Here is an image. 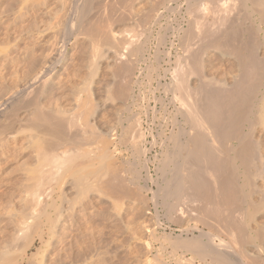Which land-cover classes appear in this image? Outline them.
<instances>
[{
	"label": "rangeland",
	"instance_id": "374dc122",
	"mask_svg": "<svg viewBox=\"0 0 264 264\" xmlns=\"http://www.w3.org/2000/svg\"><path fill=\"white\" fill-rule=\"evenodd\" d=\"M83 1L84 0H76L75 3V0H0V252L2 251L1 253H4L3 257H6V252H10L8 253L10 255L8 258L11 259V257L15 256L13 260H17L20 258L19 255H21L23 249H26L27 254L24 256L22 264H29V262L30 264H217L215 259L213 258L214 260H212L209 255H205V257L199 256L197 253L195 254V252L189 251L184 247L175 246L174 242H172V239L175 241V239L180 237V239L197 240L200 241V243H207L209 240L206 234L210 232L213 234L211 242L216 244L220 243V239L227 242L229 238L232 239L236 235L238 239H240L238 236L243 238L245 235V240H241L244 241V243L240 242L242 243L240 244L241 248L239 244L236 245L240 248L239 250L243 248L244 251H241H243V253L246 251L245 254L247 256L249 255V257L251 256L250 258L256 256L264 258L263 111L257 112V121L252 127L253 130L251 129L252 133H250V138L255 145H257L256 147L261 157V162L255 161L252 165L253 167L250 169L251 174L246 178L247 180L241 174L242 171L237 169V174L240 173L237 178L238 180L236 179L237 182L243 185V182L245 183V181L249 180L252 186L247 188V186L249 187L248 184L243 188L244 192H246L247 189L249 190L247 192L249 196L243 194L239 195L241 197L244 196L245 199L243 197L240 199L239 196L235 197L239 200V203L242 199L244 202L250 199L249 205V201H247L248 203L243 202L242 205L240 203V205L238 204L235 207L233 204L236 202L238 203V201L235 200L234 197V203H230V205L232 204L237 211L232 208L234 210H232V213L227 203L219 202L223 203L219 205H223L222 207H225V209L223 210L222 207L220 208L219 205L217 206V208L222 209L220 210L221 212L223 211L219 213V216L216 214V210L213 209L214 212L212 213L217 215V224L216 218L212 217L214 221L212 218L211 220L207 218L214 216V214L202 211L205 214L202 216V214H199L200 210H197L198 212L194 210L196 213L194 212L193 214V210L191 211L193 207H191L192 204L190 203L192 201H188L189 198L185 199V197L183 198L185 199L184 201L187 200L190 203L186 202L189 206L184 204V208L187 209L186 206H188V210L185 212L187 215L184 213V215L180 216L176 214L177 211H173L174 214L172 211L168 214V210H165L167 207L161 204L164 202V200L160 198L164 197L163 194L158 193V196L153 197L151 193V190H157L159 185H165V177L167 179L171 178L170 173L173 163L168 160L170 159L169 151L171 152L173 149V137L176 135L175 133L180 131V129L178 131L180 126L185 128L189 127L188 124L184 123V117L181 118L183 110L185 109L180 106L182 103H179L182 102L181 99L183 100V97H185L183 95L186 94V90L182 88L184 84L185 89L187 86L189 88V84L191 87H195L200 82L207 83L210 78V80H212L209 81L218 86L219 83H222V79H224V82L226 81L227 84H230L232 80L234 82L237 76L239 77V69L236 66L238 62L236 63V56L230 51L231 49H228L229 47L226 45V48H224L223 44H220L223 46L218 44L213 46L214 43H210V41L209 43L212 45H209L204 40L205 37L203 38L205 42L202 45L200 44L201 47L203 46L202 49L199 45L197 47L192 46L194 49H188L191 54H194V51L197 53L193 55V57L196 56L197 59L194 57L195 59L193 58L192 60V55L190 54L189 56V53L185 50L186 47H184L186 46V33H189V29H191L193 34H197L201 31L199 34L201 36L200 38H202L206 33L207 35L212 33V28L214 29L213 31L216 32L221 22L222 24L217 32H222L223 34L221 30L225 29V24L228 23L230 19L234 18L237 20V24L233 21L234 19H232L233 26L229 25L231 24V22H229L226 31L230 30L231 27L234 28V31H238V29L246 30V28L251 25L253 28L251 29V27H249L247 28L248 30H246L249 34L250 29L251 31L257 30L254 28L259 20L257 13H253L254 10H252L254 4L251 6L250 0H231V2H234V4L232 2V6L229 3L230 0H228V3L226 0H223L224 2L221 0L224 4L219 2L220 0H200V2L195 0L199 3L198 5H200V7L198 6L199 11L196 9L200 13L199 15L198 12L195 13L196 10L194 12V9L190 10L189 4L186 5L184 0H172L171 3L170 0H167L168 2H164L165 0L163 2L161 0H120L121 2H119V0H89V3L85 1L84 4ZM108 1L111 3L110 5ZM86 2L88 3L87 5L91 7H86ZM100 3H102V6ZM155 3L157 7L156 5L154 6ZM129 4L132 5H130L131 8ZM158 4H161V6ZM227 4L235 10L232 8L228 9L229 5ZM81 5L88 8L86 9L87 11H85V15L83 14L84 12L82 13L80 10L81 7H78ZM146 5L148 7H146ZM99 6L101 7L98 8ZM104 6L113 7L108 8ZM119 6L120 9H122L120 11ZM163 6L166 7L164 8ZM152 7H156L153 14L150 11ZM210 7H212V11ZM214 7H221L222 12L220 11L221 9H219L221 14L223 13V8L227 7L226 9H228L230 16L228 12H224L223 14L227 13L228 16L222 14L224 17L219 18L221 15L217 10L218 8L215 9L217 11L214 12ZM77 10H80L82 14L78 13L79 11ZM129 10L130 13L128 12ZM233 10L234 14L231 12ZM237 10L238 13H236ZM100 12L103 13V16ZM124 12H126L125 15L123 14ZM146 13L150 14V17L152 16L153 19L151 17L148 18L147 21L146 18L149 17V15L145 17ZM194 14L198 18H196ZM136 15L139 18H137ZM143 17L145 18V22H143L144 20L142 21V19H144ZM252 18L255 19L253 20ZM220 19L224 20L225 23L219 21ZM225 19H228V21ZM140 20L141 24H138ZM146 22H148V25ZM195 22H198L197 27ZM203 23L205 24L200 27ZM97 24L99 28H95ZM259 24L261 30L259 31L258 29L256 31V33L259 34H257L258 37L254 34L255 32L252 36L251 32L249 35L252 36V39L251 36L248 37V35L246 38H250V42H252L253 39L255 40L254 46L256 49H259L253 52L254 54L256 52L255 55H257L259 51L257 57L260 55L259 58L263 60L264 56L262 55L264 54V47L262 45H264V22ZM239 25H241V28L238 27ZM200 28L206 31L204 35H202L203 31L200 30ZM205 28H211V31L209 30L210 33L207 32L208 30ZM256 28H258V26ZM242 30L240 31L241 33L238 31L241 38L242 35L246 36V31L244 30V32H242ZM94 34L96 35L94 36ZM180 36L183 39H180ZM237 36L239 37V35ZM134 38L135 42L131 41L134 40ZM129 39L132 45H124L129 43ZM137 43L139 44L138 46ZM260 43H262V45ZM181 44L183 46H181ZM205 44H207L208 47L205 46ZM123 46H127L128 50H123ZM129 51H133L131 54L135 52V56L130 54L133 56L131 57ZM185 54L187 57H185ZM128 56L135 61H131ZM188 58L197 63L195 65L200 69V72L195 68L196 66L193 62L191 66H195L194 68L196 71L200 74L202 73V75H200L201 77H197L199 74L196 73L192 67V69L189 67ZM127 61H131L129 67L126 66V63L129 64ZM189 63H191V61ZM198 64H200V67ZM122 65H125L128 69L125 68L128 71L126 74L123 72ZM183 66L185 67L184 70L187 69L186 71L182 70ZM117 71L122 72L118 74ZM188 71L190 75L187 74ZM173 74L177 77L173 76ZM234 75H236L235 78H233ZM256 75L259 76V74L254 73V76ZM172 77L173 79H171ZM178 77L180 79L182 77V79L178 80ZM251 77H253V75L250 76V78ZM202 78L208 80L205 81ZM253 78L256 79V77ZM253 78L249 80V82H251L250 84L254 81ZM174 79L177 80H175L176 82L182 84V86L177 84L180 86V89L172 93V89L169 85L173 84L171 82H175ZM228 81L230 82L228 83ZM120 82L122 85L124 83V86H128L131 89L122 87ZM255 82L259 83L257 79ZM117 84H119L122 89L124 88L123 94L129 89L126 91L128 93H126V100L124 98L125 95H123L124 99L121 97L124 102H122L120 98H114L115 95L113 94H115L116 91V97L120 96L122 92L119 91L121 87L117 86ZM117 87H119L118 90L116 89V91H114ZM167 87L169 88L167 89ZM177 91H179V93ZM182 91L184 94H182ZM177 94H180V96L182 95L181 98L178 99ZM172 97L174 98V103ZM193 97L195 96L193 95ZM125 106L128 109H126ZM175 107L177 108L175 109ZM119 108L120 110H117ZM122 108L125 109L122 110ZM52 120L53 123H51ZM63 120L67 122H63ZM71 121L73 124H71ZM135 121H137L138 124ZM62 124L65 127H63ZM132 124L136 130L131 126ZM53 125L56 128H54ZM139 125L142 126L140 127ZM57 127H59V129ZM61 128L62 130L64 128L63 132L66 131L64 134H60L62 133L59 131ZM125 129L131 134L127 132L126 135ZM168 129L172 130L169 132ZM244 130L248 131L246 125ZM67 131L70 132V134L67 133ZM134 131L138 134L136 135ZM139 131L141 132L139 133ZM140 135L141 137H139ZM131 136L133 138L135 137V139H132ZM136 136H138V139ZM60 137L63 139H60ZM74 137L77 140H75ZM126 138L129 140L124 141L123 139ZM183 138V135L180 136L182 142L184 141ZM64 139L66 140L65 142H63ZM60 140L63 141L61 142ZM71 140H74V145ZM102 141L104 143H102ZM123 141L125 144H123ZM106 142L108 145L105 144ZM58 144H61V147ZM55 147H57V149ZM67 149L70 151H67ZM101 150L105 153L111 151L110 154L107 156L105 155L107 159L102 155L103 152H101ZM107 150L108 152H106ZM64 151L66 154H64ZM55 152H58V155L62 157V163L58 167L59 170L57 169L58 172L52 171L53 173H49L52 169L48 167L51 165V160L56 157L54 154L57 153ZM136 152L139 153L137 154ZM51 153L53 157L50 156ZM97 153H101L100 156H97ZM63 154L65 155V159L63 158ZM45 156H47V158ZM108 156L115 158H112L113 160L111 159V161V157L108 158ZM88 157H90V160ZM93 158L94 160H92ZM101 158H105L108 164L111 161L113 164L110 163V166L114 165L116 170V166L118 167L120 165L121 168L123 167L122 169L118 167V171L123 172L122 174L125 179H122L124 181L129 179L127 183L124 182L126 184H123L121 182L123 180L117 177L122 176V174L117 176L113 174L115 178L117 177L116 179L110 176L115 170L112 166V168L108 167V170H110V172L112 170L113 172L108 175L109 171L106 172V167L109 165H107V163L104 164L106 169L103 166L104 170L102 169V172H104V174L106 172L107 176L113 177L114 181L121 179L117 182H120L119 185L122 184L129 187L132 190L130 192L129 188L126 189V191L129 189V194L126 192L120 193L118 191L120 194L123 193L122 195L124 196L118 198L120 194L114 193V195L113 191L116 192L117 189L121 191L124 189L123 191H125L126 187L122 185V188L124 187L123 189H121L120 186L116 187L118 183L113 182V180L108 177L105 178L111 180L108 181V179H106L107 184H109L110 181L113 182V184L115 183L116 190L115 188L113 189L114 186L109 188L108 185L106 188L108 187L109 189H107V193L103 190L105 192L104 194L100 189L103 186L97 187L105 181L104 177H102L103 181L102 179L99 181L100 176L104 174H100L99 176V172L101 171L96 169L100 167L98 166L100 163H105V160L103 159V161ZM164 159H166V161ZM47 160L50 161L48 167ZM90 162H92L91 166H88ZM41 163L46 164L45 166L51 170L42 167ZM142 164H144V167ZM45 168L48 172L44 170ZM91 168L93 171V168H95L96 172L98 171V176L96 177V180L100 183L98 185L97 181L91 180L95 179L94 177L97 175V173H95L96 175L94 174L95 176H93V174L91 175L93 172L90 170ZM126 168L128 170H126ZM42 169L43 172L45 171L44 174H41ZM116 170L115 172H117ZM136 173L138 174L136 175ZM89 174L92 176L91 178ZM40 175H42L43 178H47V176L48 178L52 177V179H49L50 181H48V178L46 180L42 179V181L45 180L48 185L45 181H41L43 183L42 185L46 184V187L44 186L45 190H47V188L49 190H47L46 193L44 188L42 189L43 186L41 187L39 185L41 191L38 190L40 187L36 180H41L42 177H40ZM241 177L243 180H241ZM132 180L136 181L131 182ZM35 182L37 183L36 187H39H37L38 189L34 187ZM94 182H96V185ZM111 184L112 183H110V186L113 185ZM90 185L92 186L91 188ZM92 188L95 190H92ZM106 188L104 187V189ZM33 189H37V191L41 192V194L38 193L37 199L31 195ZM111 189L113 191H110ZM108 192L112 193V198ZM114 196H117V198L114 199ZM154 198H156L155 201ZM52 199H54L53 204L47 205L52 203ZM144 200L146 201L144 202ZM189 200H192L191 197ZM35 201L37 202L35 203ZM183 202L181 199V202L178 204L181 205L182 203L183 205ZM216 205L214 204L213 206L211 203L208 206L214 208ZM56 206L58 208H56L57 210L54 208ZM238 206H240L239 211ZM190 207L191 209L189 210ZM210 207H208V210H210ZM169 215L172 216L169 217ZM196 215L198 217H196ZM233 215L236 219L233 218ZM236 215L237 217H235ZM200 216L201 218H199ZM232 218L234 219L233 222H239V220L242 222H239L241 225L238 224V226H242L239 227L244 231L241 233L243 236L240 235L239 231L241 230L237 229V224L232 223ZM200 220L202 221L200 222ZM211 222H214V224ZM222 224L225 227H223ZM229 224H233L231 229L232 231L234 230L233 232H235L236 235H234L235 233L231 235L229 230H224V228L229 229ZM201 230L203 231L202 233H206H204L206 236L199 233ZM234 239L230 241L233 242ZM169 240L171 242H169ZM28 244L30 245L29 247H27ZM8 246H13L11 247L13 249L10 250L9 247L8 250ZM237 249L235 250L237 251ZM232 256L233 255H231V257ZM262 260L263 259L260 261L264 264ZM260 261L259 264H261ZM14 264H19V261H15Z\"/></svg>",
	"mask_w": 264,
	"mask_h": 264
},
{
	"label": "bare ground",
	"instance_id": "6f19581e",
	"mask_svg": "<svg viewBox=\"0 0 264 264\" xmlns=\"http://www.w3.org/2000/svg\"><path fill=\"white\" fill-rule=\"evenodd\" d=\"M85 1H87L88 3H89V0H84L83 1V4L85 3ZM105 1V0H104ZM107 1V0H106ZM112 1V0H111ZM129 1V0H128ZM153 1V0H152ZM162 2L164 1V0H161ZM167 0H165L164 2H166ZM171 1L172 0H170V3H171ZM178 1V0H177ZM186 3V5L187 4H189V8H190V10H193V12L197 9L198 11H199V7H200V5H198L199 3L198 2H200V0H197V1H195V0H184ZM202 1V0H201ZM209 1H211V0H209ZM216 1H218V0H216ZM223 1V0H222ZM221 0L219 1V2H222ZM225 1V0H224ZM223 1V2H224ZM227 1V3H228V0H226ZM234 1V0H233ZM232 1V2H233ZM236 1V0H235ZM249 1V0H248ZM251 2V6H252V4H254L253 6H252V10H254L253 11V13L254 12H256L257 13V15H258V25L257 24H255L256 26H255V30L257 29H259V31L261 30L260 28H259V23H262V22H264V0H250ZM78 2V1H77ZM86 2V7H88L89 5H87L88 3ZM91 2V1H90ZM119 2H121L120 0H119ZM130 2H133V1H130ZM149 2V1H148ZM151 2V1H150ZM159 2V1H158ZM157 2V3H158ZM168 2V1H167ZM222 2V3H223ZM232 2H231V0H230V4H231V6H232ZM75 3H76V0H75ZM80 3V2H79ZM108 3H109V1H108ZM169 3V4H170ZM221 3V4H222ZM82 4V3H81ZM101 4V6H102V3H100ZM99 4V5H100ZM111 3H109V5H110ZM113 4V3H112ZM126 4V3H125ZM150 4V3H149ZM163 4V3H162ZM166 4V3H165ZM168 4V5H169ZM224 4V3H223ZM222 4V5H223ZM226 4V3H225ZM233 4H234V2H233ZM97 5V4H96ZM104 5V4H103ZM108 5V4H107ZM118 5V4H117ZM128 5V4H127ZM130 5L131 4H129V7H130ZM151 5V4H150ZM156 5V7H157V4L155 3L154 4V6ZM158 5H160L161 6V4H158ZM164 5V4H163ZM168 5H167V7H168ZM203 5V4H202ZM227 5H229V4H227ZM75 6V5H74ZM101 6H99L98 8H100ZM132 6V5H131ZM170 6V5H169ZM199 6V7H198ZM230 5L228 6V9L230 8H232V9H234L233 7H231ZM234 6V5H233ZM76 7V6H75ZM78 7H81V11H82V13L85 15V11H87L86 9H88V8H85V6L84 5H81V6H78ZM77 7V8H78ZM89 7H91V6H89ZM93 7V6H92ZM96 7V6H95ZM104 7H108V6H104ZM103 7V8H104ZM113 7V6H112ZM112 7H108V8H112ZM115 7H116V5H115ZM143 7V6H142ZM146 7H148L147 5H146ZM156 7H152V9L150 10L151 12H152V14L155 12V8ZM164 8L166 7V6H163ZM162 7V8H163ZM203 7H205V6H203ZM235 7V6H234ZM239 7V6H238ZM97 8V7H96ZM122 8H123V6H122ZM131 8V7H130ZM133 8V7H132ZM188 8V7H187ZM208 8V7H207ZM218 8V9H217ZM227 7H225V8H223L224 10L226 9ZM236 8V7H235ZM107 9V8H106ZM114 9V8H113ZM118 9V8H117ZM203 9V8H202ZM210 9H211V11H212V7H210ZM215 9H217L218 10V12L220 13V11L222 12V8L221 7H214V12H216L217 10H215ZM219 9H221L220 11H219ZM228 9H226L225 11L223 10V13L224 12H228ZM240 9V8H239ZM74 10V9H73ZM80 10H77V11H79L78 13H81L80 12ZM103 10V9H102ZM105 10V9H104ZM120 10H122V9H120V6H119V11ZM124 10H126V9H124ZM147 10V9H146ZM145 10V11H146ZM157 10H158V8H157ZM195 11V13L196 12H198V11ZM204 10V9H203ZM209 10V9H208ZM235 10V9H234ZM234 10L233 11H231L232 13L234 12ZM251 10V9H250ZM76 11V12H77ZM101 11V10H100ZM107 11V10H106ZM105 11V12H106ZM112 11V10H111ZM132 11V10H131ZM161 11V10H160ZM189 11V10H188ZM201 11V10H200ZM230 11V10H229ZM74 12V11H73ZM88 12H89V10H88ZM104 12V13H105ZM115 12H116V8H115ZM129 13H130V10L128 11ZM144 12V11H143ZM147 12V11H146ZM203 12V11H202ZM205 12H208V11H205ZM213 12V13H214ZM241 12V11H240ZM250 12V11H249ZM77 13V14H78ZM81 13V14H82ZM95 13V12H94ZM101 13V12H100ZM110 13V12H109ZM108 13V14H109ZM113 13H114V10H113ZM125 13L126 12H124L123 14L125 15ZM141 13H142V11H141ZM159 13V12H158ZM189 13V12H188ZM190 13H191V11H190ZM199 13V12H198ZM218 13V14H219ZM222 13V14H223ZM236 13H238V10H237V12ZM235 13V14H236ZM251 13H252V11H251ZM256 13H255V15H256ZM96 14V13H95ZM94 14V15H95ZM98 14V13H97ZM103 13H101V15H102ZM112 14V13H111ZM115 14V13H114ZM132 14V13H131ZM137 14V13H136ZM140 14V13H139ZM144 14H145V12H144ZM156 14V13H155ZM159 14H161V13H159ZM193 14V13H192ZM205 14V13H204ZM203 14V15H204ZM221 13H220V15L222 16H220L219 18H223L224 16H228L230 13L228 12V15H227V13H225V14H223L222 15ZM234 14V13H233ZM240 14V13H239ZM243 14V13H242ZM88 15V14H87ZM93 15V14H92ZM100 15V16H101ZM133 15V14H132ZM132 15H131V17H132ZM149 15V17H147ZM195 15V14H194ZM199 15H200V13H199ZM202 15V16H203ZM217 15V14H216ZM215 15V16H216ZM246 15V14H245ZM249 15V14H248ZM77 16H79V15H77ZM80 16H82V15H80ZM98 16V15H97ZM103 16V15H102ZM108 16V15H107ZM140 16V15H139ZM143 16H145V15H143ZM154 16H156V15H154ZM160 16V15H159ZM213 16V15H212ZM230 16V15H229ZM236 16V15H235ZM239 16V15H238ZM247 16V15H246ZM90 17V16H89ZM99 17V16H98ZM97 17V18H98ZM109 17V16H108ZM111 17V16H110ZM113 17V16H112ZM135 17V16H134ZM136 17L137 18H139L137 15H136ZM142 17V16H141ZM145 17H147L146 18V20L148 19V18H151L150 17V14H147L146 13V16ZM158 17V16H157ZM195 17H196V15H195ZM214 17V16H213ZM250 17V16H249ZM77 18V17H76ZM144 18V17H143ZM194 18V17H193ZM196 18H198V17H196ZM204 18V17H203ZM232 18V17H231ZM247 18H248V16H247ZM257 18V17H256ZM93 19V18H92ZM96 19V18H95ZM110 19V18H109ZM133 19V18H132ZM152 19H153V17H152ZM159 19V18H158ZM157 19V20H158ZM217 19H218V17H217ZM232 19H234V18H232ZM232 19H230V21L229 22H231V24H229V22L228 23H226L225 25H226V27H225V29H223V27H222V29L223 30H221V31H223V34H222V32H220V33H218L217 31H219V27H220V25L222 24L221 22H220V24L218 25L219 27H218V30L215 32V31H213L214 29L212 28H210L211 30H212V33H210L209 32V28L207 29V28H205L206 30H208L207 32H209L210 34H208L207 35V33L205 34L204 32H206V31H203V29H201L200 28V30H202L203 31V34L202 35H204L205 34V36H202V38H200L201 36H200V34L199 33H201V31L199 32V31H197V32H199V33H197V34H193V32H191V29H189L190 31H189V33L187 32L186 33V36H185V39H186V43H185V45L186 46H184V47H188L187 49L185 48V50H187V52L189 53V56H190V52H189V50L190 49H194V47L196 46H200V48L202 49L203 48V46L201 47V45L206 41L207 42V44H209V45H212V44H210V43H214L213 44V46H215L216 44H218V45H220V44H223L224 45V48H226V46H228L229 48L228 49H231L230 51H232L233 52V54L236 56V63H237V67H238V69H239V77L237 76V78L236 79H234V82H233V80H232V82L230 83V84H232V85H230V84H227L226 83V81L224 82V79H222L221 81H222V83L220 84L219 83V85L218 86H216V85H214V84H212L213 82H210L211 80H210V78H209V82L207 81V80H205V79H203V80H205V81H207V83H202V82H200L197 86H195V87H191L190 86V84H189V88H188V86H187V88L185 89L184 87H185V84H184V87H182L184 90H186L185 91V93L186 94H184V92L182 93V94H184L183 96H185V97H183V100L181 99V101L182 102H179V101H177V102H179V103H182V105L180 104V106H182L183 107V109H185V110H183V113H182V117L181 118H183L184 117V123L185 124H188L189 125V127L188 128H185V127H181L180 125V128H178V131H179V129H180V131L178 132V133H175L176 135H174V137H173V149H172V151L170 152L169 151V156H170V159L168 160V161H171L172 163H173V167L171 168V178H164V183H165V185H163V186H161V185H159L158 186V189L156 190L155 189V191L154 190H151L150 192L152 193V195H153V197H156V196H158V193H161V194H163V196L164 197H160L161 199H163L164 200V202H162L161 204H164V206L165 207H167V209H165L167 212H168V214L172 211H177V213L176 214H179L180 216L181 215H184V213L188 210V204H186V202H188V201H192V202H190L192 205H191V207H193L192 209H191V207L189 208V210L191 209V211L193 210V214H194V212L196 211V212H198L199 210H200V213L199 214H202V216L203 215H205L203 212L204 211H206V212H209V213H211V214H214V213H212V212H214V210L213 209H215L216 211V214H218V216H219V213H222L220 210H222V209H220L223 205H219V204H223V203H219V202H225V203H227L229 206H230V209H231V211L230 212H232L233 213V211L235 210V211H237L236 210V208L234 209V206L233 205H235V207L239 204L240 205V203H241V205H242V203L244 202V201H240V203H239V200H237L236 199V197L235 196H239L240 194H243V195H247V196H249L248 194L249 193H247L249 190L247 189L246 190V192H244L243 191V188H245L248 184H249V187L247 186V188H250V186H252V184H250V182H249V180L248 181H245V183L243 182V185H240L238 182H237V178H238V175H240V173H238L237 174V169L239 170H241L242 171V175L244 176V178L246 179V178H248V176L251 174L250 173V169L253 167L252 165L255 163V161H260L261 162V157L259 156V153H258V149H257V145H255V143L252 141V139L250 138V136H251V134L250 133H252V127H253V125L255 124V122L257 121V117H258V115H257V112L258 111H263V113H264V59L263 60H261L260 58H259V56L257 57V55L259 54V51H258V53H257V55H255L256 54V52H255V54H254V52L253 51H257V49H259V48H257L256 49V47L254 46L255 44H254V39H253V43L252 42H250V38H246L247 37V35H248V37H250L251 35H249L251 32V34H252V36H253V33L254 34H258V33H256V31H251V29L253 28V27H251V25L250 26H248V24H247V28H249V27H251V29L249 30L250 31V33L248 34V31H246V30H248L247 28H246V36L245 35H242V38H241V35L239 34V33H241L240 31L242 30H239L238 29V31H239V33H238V31L237 30H235L234 31V28L233 27H231V29L230 30H227L226 31V29H228V24L229 25H231V26H233L232 24H233V22H232ZM253 19V18H252ZM255 19V18H254ZM253 19V20H254ZM112 20V19H111ZM144 20V21H143ZM225 20H227L228 21V19H225ZM249 20V19H248ZM138 21V20H137ZM142 21L143 22H145V18L144 19H142ZM148 21V20H147ZM154 21V20H153ZM152 21V22H153ZM193 21V20H192ZM215 21V20H214ZM219 21H222V22H224L225 23V21L224 20H219ZM218 21V22H219ZM226 21V22H227ZM233 21H235V23H236V21L237 20H233ZM259 21H261V22H259ZM133 22H135V21H133ZM141 22V20L139 21V23L138 24H141L140 23ZM156 22V21H155ZM194 22V21H193ZM198 22H199V20H198ZM198 22H195V24H196V27H197V23ZM201 22V21H200ZM103 23V22H102ZM148 22H146V24H147ZM255 23V22H254ZM96 24V23H95ZM188 24V23H187ZM190 24H191V22H190ZM194 24V25H195ZM205 23H203V24H201V26L200 27H202V25H204ZM237 24V23H236ZM244 24V23H243ZM246 24V23H245ZM148 25V24H147ZM193 25V26H194ZM224 25V26H225ZM235 25V24H234ZM83 26V25H82ZM101 26V25H100ZM198 26H199V24H198ZM241 25H239L238 27L239 28H241L240 27ZM244 26V25H243ZM258 26V28H256ZM84 27V26H83ZM96 27H98L99 28V25L97 24V26H95V28ZM141 27H143V26H141ZM146 27V26H145ZM189 27V26H188ZM203 27H205V26H203ZM97 28V29H98ZM191 28V27H190ZM194 28V27H193ZM230 28V27H229ZM245 28V27H244ZM85 29V28H84ZM87 29V28H86ZM197 29V28H196ZM235 29H237V28H235ZM253 29V30H254ZM148 30V29H147ZM188 30V29H187ZM210 30V31H211ZM244 30H242V32H244ZM263 30V29H262ZM104 31V30H103ZM102 31V32H103ZM151 31V30H150ZM225 31V32H224ZM148 32V31H147ZM195 32H196V30H195ZM236 32H237V34H236ZM184 33H185V31H184ZM215 33H216V35H215ZM198 34H199V36H198ZM217 34H220V35H217ZM96 34H94V36H95ZM197 35V36H196ZM237 35H239V37L237 36ZM259 35V34H258ZM258 35H257V37H258ZM99 36V35H98ZM209 36V37H208ZM252 36H251V39H252ZM263 36V35H262ZM97 37V36H96ZM181 37V36H180ZM205 37V38H204ZM203 38H204V40H203ZM206 38H207V40H206ZM254 38V37H253ZM180 39H183L182 37L180 38ZM184 39V40H185ZM262 39V38H261ZM131 41H134L135 42V38H134V40H131ZM130 39H129V43H126V44H124V45H132L130 42ZM182 41V40H181ZM209 41H210V43H209ZM125 42V41H124ZM140 43V42H139ZM180 43H182V42H180ZM159 44V43H158ZM201 44V45H200ZM207 44H205V46H207L208 47V45ZM261 45H262V43H260ZM264 44V43H263ZM139 44L137 43V46H138ZM183 45H184V43H183ZM182 44H181V46H183ZM223 45H220V46H223ZM226 45V46H225ZM127 46H123L124 48H123V50L125 49H127L128 47ZM137 46H134V47H137ZM141 46V45H140ZM192 46H194L193 48H192ZM257 46V45H256ZM263 47H264V45H262ZM142 47V46H141ZM177 47V46H176ZM191 47V48H190ZM218 47V46H217ZM260 47V46H259ZM130 48V47H129ZM199 48V47H198ZM198 48H196V49H198ZM199 48V49H200ZM223 48V47H222ZM137 49V48H136ZM139 49V48H138ZM189 49V50H188ZM254 49V50H253ZM128 50V49H127ZM131 50H134V49H131ZM141 50V49H140ZM134 51H136V50H134ZM191 51H193V50H191ZM230 51H229V53H230ZM130 52V53H129ZM128 53H129V55L133 52H131V51H129ZM138 52V51H137ZM187 52L185 51V53L187 54ZM139 53V52H138ZM193 53V52H192ZM200 53V52H199ZM120 54H122V53H120ZM137 54V53H136ZM186 54H185V57H187L186 56ZM194 54L196 55L197 53H195V51H194ZM194 54H191L192 56H191V59L193 60V58L194 57H196V56H194L193 57V55ZM232 54V53H231ZM128 55V54H127ZM131 55H134L135 56V52H134V54H131ZM130 55V56H131ZM142 55V54H141ZM140 55V56H141ZM128 56V58L130 59L131 57H133V56ZM139 56V57H140ZM184 56V55H183ZM262 56H264V54L262 55ZM177 57V56H176ZM199 57H200V55H199ZM117 58V57H116ZM141 58V57H140ZM178 58V57H177ZM257 58V59H256ZM138 59V58H137ZM186 59V58H185ZM189 59V58H188ZM187 59V60H188ZM195 59V58H194ZM196 59H197V57H196ZM202 59V58H201ZM200 59V60H201ZM259 59H260V61H259ZM131 61H135L134 59L132 60V59H130ZM186 60V61H187ZM192 60H188L189 62L191 61V63H189L188 62V65L190 64V68L192 67L193 69H194V71L196 72V73H198V72H200V69H198L197 68V65H195V64H197V63H195V61L193 62ZM47 61V60H46ZM130 61V62H131ZM138 61V60H137ZM196 61H198V60H196ZM116 62V61H115ZM127 62H129V61H127ZM130 62H129V64H127L126 63V66L127 67H129V65H130ZM192 62L194 63V65L196 66H191L192 65ZM200 62V61H199ZM43 63V62H42ZM169 63V62H168ZM178 63V62H177ZM187 63V62H186ZM235 63V62H234ZM235 63V64H236ZM41 64V63H40ZM48 64V63H47ZM132 64V63H131ZM133 65V64H132ZM188 65H186V66H188ZM199 65V67H200V64H198ZM39 66V65H38ZM121 66V65H120ZM119 66V67H120ZM125 65H122V67H123V72H125V74H126V72H128L127 70V67H126ZM118 67V68H119ZM197 68V70H199L198 72L196 71V69L195 68ZM36 68H38V67H36ZM44 68V67H43ZM127 70H126V69ZM184 66H183V69L182 70H184ZM191 68V69H192ZM130 69V68H129ZM165 69V68H164ZM262 69H263V72H262ZM36 70V69H35ZM40 70H42V69H40ZM116 70H121V69H116ZM124 70H126V71H124ZM187 70V69H186ZM186 70H184V71H186ZM45 71H46V69H45ZM174 71V70H173ZM118 72V71H117ZM120 72H122V71H119L118 72V74H120ZM131 72V71H130ZM165 72V71H164ZM171 72V71H170ZM180 72V71H179ZM190 72H193V71H190ZM261 72H262V74H261ZM187 73V72H186ZM238 73H237V75H238ZM254 73H256V74H259V76L258 75H256V76H254ZM35 74V73H34ZM41 74V73H40ZM39 74V75H40ZM46 74V73H45ZM117 74V73H116ZM124 74V73H123ZM170 74V73H169ZM188 75H190L189 74V71H188V73H187ZM192 74V73H191ZM199 74V76H197V77H201L200 75H202V73L200 74V73H198ZM43 75V74H42ZM184 75V74H183ZM253 75V77H256V79L258 80V82L259 83H256L255 81H256V79H254L253 77H251V78H253V82H255V83H253L252 82V84H250L251 82H249V80L251 79L250 78V76H252ZM173 76H175L174 74H173ZM181 76H182V73H181ZM33 77V76H32ZM35 77V76H34ZM175 77H177V76H175ZM174 77V78H175ZM183 77H185V76H183ZM191 77V76H190ZM203 77V76H202ZM236 77V75H234L233 76V78H235ZM258 77H260V78H258ZM179 78V77H178ZM40 79V78H39ZM137 79V78H136ZM171 79H173V77L171 78ZM181 79H182V77H181ZM180 78L178 79V80H181ZM184 79V78H183ZM188 79V78H187ZM216 79V78H215ZM220 79V78H219ZM30 80V79H29ZM33 80H34V78H33ZM176 79H174V81H175ZM189 80V79H188ZM218 80V79H217ZM228 80V79H227ZM36 81V80H35ZM119 81V80H118ZM123 81V80H122ZM177 81V80H176ZM175 81V82H176ZM213 81H214V79H213ZM29 82V81H28ZM33 82V81H32ZM135 82V81H134ZM158 82V81H157ZM171 82V83H173V84H171V85H169L170 87H171V89H172V93H174V91H176L177 89L179 90L180 89V86L179 85H177V84H180V83H178V82ZM181 82V81H180ZM189 82V81H188ZM217 82H219V81H217ZM230 81H228V83H229ZM27 83V82H26ZM31 83V82H30ZM119 83V82H118ZM121 83V82H120ZM181 83H183V82H181ZM185 83V82H184ZM115 84V83H114ZM134 84V83H133ZM187 84V83H186ZM195 84V83H194ZM121 85H122V83H121ZM125 84L123 83V85H122V87H128V86H124ZM138 85V84H137ZM168 85V84H167ZM181 86H182V84H180ZM191 85H192V83H191ZM116 86V85H115ZM117 86H119V87H121L119 84H117ZM179 86V87H178ZM193 86V85H192ZM21 87V86H20ZM112 87V86H111ZM119 87H117V88H115L114 89V91H116V89L118 90V88ZM122 87L119 89V91L121 92L120 93V96H118V97H116V95H117V91L115 92V94H113V95H115L114 96V98H120L121 99V97H122V99H124L125 98V100H126V96H127V92L126 91H128L129 89H131V88H129V89H127L125 92H124V94H123V90H124V88L122 89ZM163 87V86H162ZM178 87V88H177ZM169 87H167V89H168ZM29 89V88H28ZM27 89V90H28ZM22 90H23V88H22ZM21 90V91H22ZM162 90V89H161ZM169 91V90H168ZM178 93H179V91H177ZM16 93V92H15ZM21 93V92H20ZM113 93V92H112ZM127 93V94H126ZM121 94H122V96H121ZM118 95H119V93H118ZM123 95H125L124 96V98H123ZM173 95V94H172ZM193 95L195 96V97H193ZM131 96V95H130ZM178 96H180V94L178 95L177 94V98L179 99V98H181V96L180 97H178ZM15 97H16V95H15ZM132 97V96H131ZM171 97V96H170ZM174 97V96H173ZM172 97V100H173V103H174V98ZM114 98H113V100H114ZM185 98V99H184ZM8 99H9V97H8ZM121 99V101L122 102H124L123 100ZM148 99V98H147ZM175 99H176V97H175ZM171 100V101H172ZM16 101V100H15ZM12 102H14V101H12ZM121 102V103H122ZM132 102V101H131ZM130 102V103H131ZM128 105V104H127ZM178 105V104H177ZM137 106V105H136ZM163 106V105H162ZM161 106V107H162ZM1 107V106H0ZM123 107V106H122ZM165 107V106H164ZM178 107H179V105H178ZM125 108H126V106H125ZM125 108H122V110L123 109H125ZM163 108V107H162ZM177 107H175V109H176ZM126 109H128V108H126ZM131 109V108H130ZM181 109V108H180ZM179 109V110H180ZM117 110H120V108L119 109H117ZM178 110V111H179ZM1 111V110H0ZM134 111V110H133ZM182 111V110H181ZM185 111V112H184ZM128 112V111H127ZM134 113V112H133ZM123 114V113H122ZM181 114V113H180ZM118 115H119V113H118ZM178 115H179V113H178ZM184 115V116H183ZM120 116V115H119ZM137 116V115H136ZM146 116V115H145ZM167 116V115H166ZM174 116V115H173ZM181 116V115H180ZM179 116V117H180ZM46 117V116H45ZM118 117V116H117ZM147 117V116H146ZM49 118V117H48ZM47 118V119H48ZM119 118V117H118ZM50 119V118H49ZM119 120V119H118ZM117 120V121H118ZM123 120H124V118H123ZM125 120H126V118H125ZM128 120V119H127ZM138 120V119H137ZM48 121V120H47ZM179 121V120H178ZM63 122H67V121H64L63 120ZM70 122V121H69ZM72 122V121H71ZM132 122H133V120H132ZM135 122H137V121H135ZM170 122V121H169ZM174 122V121H173ZM180 122V121H179ZM51 123H53V120L51 121ZM58 123H60V122H58ZM118 123H119V121H118ZM129 123H131V122H129ZM140 123V122H139ZM167 123V122H166ZM175 123V122H174ZM55 124V123H54ZM56 124H57V121H56ZM64 124V123H63ZM62 124V125H63ZM71 124H73V122L71 123ZM126 124H128V123H126ZM135 124V123H134ZM137 124H138V122H137ZM48 125V124H47ZM51 125V124H50ZM60 125V124H59ZM66 125H67V123H66ZM69 125V124H68ZM93 125V124H92ZM121 125V124H120ZM164 125V124H163ZM245 125H246V127H247V129H248V131H245L244 130V127H245ZM4 126V125H3ZM72 126V125H71ZM89 126H91V125H89ZM128 126H130V125H128ZM131 126H133V124L131 125ZM140 126V125H139ZM142 126V125H141ZM140 126V127H141ZM161 126V125H160ZM1 127H2V125H1ZM7 127V126H6ZM5 127V128H6ZM50 127V126H49ZM53 127H54V125H53ZM62 127V126H61ZM63 127H65L64 125H63ZM93 127V126H92ZM120 127V126H119ZM127 127V126H126ZM134 127V126H133ZM133 127H131V128H133ZM138 127V126H137ZM136 127V128H137ZM173 127V126H172ZM50 128H52V127H50ZM54 128H56V127H54ZM58 129H59V127H57ZM67 128V127H66ZM70 128V127H69ZM115 128V127H114ZM121 128V127H120ZM7 130H8V127L6 128ZM113 129V128H112ZM124 129V128H123ZM127 129H128V127H127ZM130 129V128H129ZM134 129H135V127H134ZM183 129V130H182ZM249 129H250V131H249ZM252 129V130H251ZM63 130H64V128H63ZM63 130H62V128H61V130H59V131H61L62 133H60V134H64L66 131H64L63 132ZM95 130V129H94ZM121 130V129H120ZM119 130V131H120ZM136 130V129H135ZM160 130V129H159ZM169 130V129H168ZM170 130H172V129H170ZM170 130H169V132H170ZM89 131V130H88ZM92 131V130H91ZM109 131V130H108ZM132 131H133V129H132ZM162 131V130H161ZM6 132V131H5ZM95 132V131H94ZM116 132V131H115ZM121 132V131H120ZM124 132V131H123ZM125 132H126V135H127V132H129V131H126V129H125ZM136 131H134V133H135ZM141 131H139V133H140ZM160 132V131H159ZM163 132V131H162ZM168 132V133H169ZM67 133H69L70 134V132H68L67 131ZM130 133V132H129ZM71 134H72V132H71ZM120 134V133H119ZM125 134V133H124ZM131 134V133H130ZM129 134V135H130ZM136 134V133H135ZM138 134V133H137ZM136 134V135H137ZM160 134V133H159ZM171 134V133H170ZM66 135V134H65ZM109 135H111V134H109ZM113 135H115V134H113ZM129 135H128V138H129ZM132 135H134V134H132ZM183 135V142H182V140L180 139V136H182ZM67 136V135H66ZM69 136V135H68ZM71 136V135H70ZM73 136V135H72ZM120 136H121V134H120ZM120 136H118V137H120ZM135 136V135H134ZM143 136H144V134H143ZM154 136V135H153ZM93 137V136H92ZM100 137V136H99ZM109 137V136H108ZM107 137V138H108ZM112 137V136H111ZM118 137H117V139H118ZM132 137V136H131ZM137 137V139H138V136H136ZM139 137H141V135L139 136ZM164 137V136H163ZM62 137H60V139H61ZM98 138V137H97ZM121 138H123V137H121ZM63 139V138H62ZM66 139H67V137H66ZM73 139V138H72ZM74 139H75V137H74ZM90 139V138H89ZM93 139H95V138H93ZM100 139H101V137H100ZM104 139H106V138H104ZM132 139H135V137L133 138L132 137ZM164 139V138H163ZM68 140V139H67ZM75 140H77V139H75ZM102 140V139H101ZM107 140V139H106ZM111 140V139H110ZM124 141L125 140H129V139H123ZM61 142L63 141V140H60ZM66 140L64 139V141L63 142H65ZM69 141H70V139H69ZM72 141V143L74 142V140H71ZM97 141V140H96ZM108 141V140H107ZM122 141V140H121ZM124 141H123V144H125L124 143ZM156 141V140H155ZM91 142V141H90ZM94 142V141H93ZM101 142V141H100ZM57 143V142H56ZM55 143V144H56ZM59 143V142H58ZM97 143V142H96ZM102 143H104L103 141H102ZM114 143V142H113ZM149 143H151V142H149ZM234 143H236V144H234ZM54 144V143H53ZM105 144H107V142L105 143ZM153 144V143H152ZM259 144V143H258ZM49 145V144H48ZM59 145V144H58ZM63 145V144H62ZM66 145H67V143H66ZM73 145H74V143H73ZM108 145V144H107ZM161 145V144H160ZM55 146V145H54ZM60 147H61V144L59 145ZM69 146V145H68ZM144 146V145H143ZM150 146V145H149ZM47 147V146H46ZM53 147V146H52ZM59 147V148H60ZM65 147V146H64ZM102 147V146H101ZM104 147H105V145H104ZM130 147V146H129ZM167 147V146H166ZM48 148V147H47ZM54 148V147H53ZM53 148H52V150H53ZM56 149H57V147H55ZM58 148V149H59ZM69 148V147H68ZM136 148V147H135ZM140 148V147H139ZM149 148V147H148ZM168 148V147H167ZM104 149V148H103ZM114 149V148H113ZM128 149V148H127ZM150 149V148H149ZM257 149V150H256ZM69 149H67V151H68ZM73 150V149H72ZM119 150V149H118ZM117 150V151H118ZM137 150V149H136ZM70 151V150H69ZM90 151V150H89ZM139 151V150H138ZM165 151H166V149H165ZM49 152H50V150H49ZM52 152H54V151H52ZM65 152V151H64ZM101 152H103L102 153V155H108V154H110V152H108V150L106 151V152H108V153H105L103 150H101ZM144 152H145V150H144ZM143 152V153H144ZM55 153H57V154H54V155H56V157H54V159L53 160H51V162L49 161V160H47L48 162V164H47V167L48 168H51V169H48L45 165L46 164H44V166H43V164H42V167H46L48 170H51L49 173H53L52 171H55V172H58L57 171V169L59 170V165L62 163L61 162V156L60 155H58V152H55ZM60 153V152H59ZM131 153V152H130ZM137 153V152H136ZM139 153V152H138ZM137 153V154H138ZM142 153V152H141ZM50 154V153H49ZM64 154H66V152L64 153ZM63 154V158L65 159V155ZM98 155L97 156H100V154L101 153H97ZM146 154V153H145ZM162 154V153H161ZM53 154L51 153V157H53L52 156ZM58 155V156H57ZM112 155V154H111ZM120 155H121V153H120ZM119 155V156H120ZM143 155V154H142ZM151 155V154H150ZM167 155V154H166ZM165 155V156H166ZM49 156V157H50ZM96 156V155H95ZM106 156H105V158H106ZM135 156V155H134ZM46 158H47V156H45ZM94 157V156H93ZM101 157H103V156H101ZM109 157H111L110 158V160L113 158H115V157H112V156H108V158ZM137 157V156H136ZM164 157V156H163ZM168 157V156H167ZM90 157H88V159H89ZM95 158V157H94ZM94 158L92 159V160H94ZM98 158V157H97ZM105 158H103L104 160H105ZM45 159V158H44ZM102 158H101V160H103ZM107 159V158H106ZM112 159V160H113ZM122 159V158H121ZM167 159V158H166ZM166 159H164L165 161H166ZM90 160V159H89ZM103 160V161H104ZM109 160V159H108ZM111 160V161H112ZM132 160V159H131ZM138 160V159H137ZM164 160H162V161H164ZM96 161H97V159H96ZM111 161L109 162V164H108V162H106V160H105V163H100V165H98V166H100L99 168H96V169H98V170H100L101 172H99V176H100V174H104V172H102V169H103V166H104V164H106L107 163V165H109V166H104V168L107 170H105L106 172H108V175H110L113 171L111 170V172H110V170H108L111 166L112 167H114L113 169H115V166L114 165H111L110 166V163H111ZM124 161V160H123ZM122 161V162H123ZM125 161H127V160H125ZM49 162H50V164H49ZM119 162H120V160H119ZM139 162V161H138ZM147 162H148V160H147ZM91 163L92 162H90L89 164L90 165H88V166H91ZM118 163V162H117ZM116 163V164H117ZM111 164H113V163H111ZM134 164V163H133ZM138 164V163H137ZM161 164H162V162H161ZM165 164V163H164ZM143 165V167H144V164H142ZM146 165V164H145ZM128 166V165H127ZM161 166V165H160ZM166 166V165H165ZM109 167V168H108ZM111 167V168H112ZM118 167H120V165L118 166ZM118 167L116 166V168H117V172H115V170H114V172L110 175V176H113V174H115L116 176L117 175H119V174H122L123 172H119L118 170ZM164 167V166H163ZM41 168V167H40ZM44 169L46 172H48V170L47 169ZM53 168H54V170H53ZM121 168V167H120ZM123 168V167H122ZM121 168V169H122ZM128 168V167H127ZM126 168V170H128ZM56 169V170H55ZM94 169V171L92 170V168L90 169V170H92L91 172V175L93 174V176H95L96 174L95 173H97V175L94 177L95 179H91L92 181L94 180V181H97L96 180V177L98 176V171L96 172V170H95V168H93ZM145 169H146V167H145ZM149 169V168H148ZM164 169V168H163ZM104 170V169H103ZM45 171L43 172V169L41 170V174H44L45 173ZM121 171H123V170H121ZM130 171V170H129ZM132 171V170H131ZM138 171V170H137ZM252 171V170H251ZM43 172V173H42ZM55 172H54V174H55ZM106 172H105V174L104 175H101L100 176V179H99V177H98V179H99V181L102 179V177H108V178H111L112 180H113V182H115V183H118V185L116 186V187H119L120 186V188L121 189H123L124 187H126L125 185H122V186H124L123 188H122V186L121 185H119L120 184V182H117V181H120L122 178L123 179H125L124 177H123V174H122V176H117L118 178H121L120 180H116V181H114V179H113V177H109V176H107V174H106ZM117 173V174H116ZM132 173V172H131ZM95 174V175H94ZM138 173H136V175H137ZM160 174V173H159ZM164 174H166V173H164ZM90 174H89V177L91 178L92 176H91ZM149 175V174H148ZM125 176V175H124ZM37 177H39V176H37ZM40 177H42L41 178V180L39 179V180H36V182L38 181V186L40 185L41 187H42V189L44 188V186L46 187V179L48 178V176H47V178H43V176L42 175H40ZM39 177V178H40ZM116 177V178H117ZM90 178H88V179H90ZM108 178H105L104 180L105 181H103V179H102V181L104 182L103 184H100L98 181V183H97V185L98 184H100V185H98L97 187H102V188H100L101 190H102V192H106V191H108L107 189H109V188H111V187H113V189L115 188V183L113 184V182H111L110 181V183H112L111 185L112 186H110V183L109 184H107V181H106V179H108ZM115 178V177H114ZM115 178V179H116ZM150 178V177H149ZM242 178V177H241ZM42 179H45L44 181H45V185H42L43 183L42 182H44V181H42ZM49 179H52V177H50V178H48V181H50ZM111 179H108V181L109 180H111ZM122 179V180H123ZM128 179V178H127ZM135 179V178H134ZM138 179V178H137ZM153 179V178H152ZM237 179V180H236ZM249 179H251V178H249ZM129 180V179H128ZM128 180H126V181H121L123 184H126L127 183V181ZM150 180V179H149ZM241 180H243V178L241 179ZM247 180V179H246ZM42 181V182H41ZM92 181H91V184L93 185V183H92ZM133 181H136V180H132L131 182H133ZM160 181V180H159ZM35 182V185H34V187H36V185H37V183ZM124 182H126V183H124ZM241 182V181H240ZM249 182V183H248ZM102 183V182H101ZM129 183V182H128ZM136 183V182H135ZM157 183V182H156ZM50 184V183H49ZM94 184L96 185V182H94ZM104 184H105V186H104ZM241 184H242V182H241ZM48 185V184H47ZM102 185V186H101ZM109 185V186H108ZM128 185V184H127ZM37 186V187H38ZM39 186V187H40ZM106 186H108L107 188H106ZM132 186H134V185H132ZM157 186V185H156ZM36 187V188H37ZM38 187V188H39ZM41 187L38 189V190H40L41 189ZM49 187V186H48ZM92 186L90 185V188H91ZM94 187V186H93ZM104 187L106 188V189H104ZM127 188H129V187H126L125 188V191H121V190H118L117 188H115V190H116V192L115 191H113L112 189L110 190V191H113V194L114 193H118V191L121 193V192H126L127 194H129L132 190L130 189V192L127 190L126 191V189ZM136 188V187H135ZM139 188V187H138ZM148 188V187H147ZM156 188V187H155ZM37 189H33V191L31 192V195H32V197H36V199H37V197H38V193L39 194H41V192H39V191H37ZM96 189H98V188H96ZM148 189H150V188H148ZM44 190H45V188H44ZM47 190H48V188H47ZM47 190H45V193H46V191ZM92 190H95L94 188H92ZM104 190V191H103ZM41 191V190H40ZM49 191V190H48ZM43 192V191H42ZM105 192H104V194H105ZM136 192V191H135ZM146 192V191H145ZM50 193H52V192H50ZM107 193V192H106ZM120 193H118V195L120 194ZM125 193V195H127ZM245 193H247V194H245ZM34 194V195H33ZM108 194H110V197H111V195H112V193L110 192H108ZM123 194V193H122ZM122 194H120V196H118V198H120V197H122V196H124V195H122ZM37 195V196H36ZM47 195H48V193H47ZM62 195V194H61ZM115 195V194H114ZM131 195H132V193H131ZM130 195V196H131ZM136 195V194H135ZM134 195V196H135ZM185 195V196H184ZM41 196V195H40ZM45 196H46V194H45ZM49 196H51V195H49ZM60 196V195H59ZM59 196H58V198H59ZM65 196V195H64ZM113 196V195H112ZM128 196V195H127ZM126 196V197H127ZM144 196V195H143ZM44 197V196H43ZM129 197V196H128ZM133 197V196H132ZM131 197V198H132ZM152 197V198H153ZM185 197V199L186 198H189L190 199V197H191V199L192 200H189L188 199V201L186 200V201H184L185 199H183ZM235 197V198H234ZM243 198H244V196H242ZM241 196H239V198L241 199L242 198ZM246 197V196H245ZM54 198V197H53ZM112 198V197H111ZM114 199L115 198H117V196L115 197H113ZM123 198H125V197H123ZM182 199V202H183V205H182V203H181V205H179L178 203L179 202H181V199ZM235 200H237L238 201V203L236 204V203H234V199ZM247 198V197H246ZM41 199H42V197H41ZM40 199V200H41ZM129 199H130V197H129ZM155 199L156 198H154V201H155ZM180 199V200H179ZM245 199V198H244ZM44 200V199H43ZM53 201H52V203H49V204H47V205H50V204H53V202H54V199H52ZM61 200H62V198H61ZM117 201L119 200V199H116ZM115 200V201H116ZM122 200V199H121ZM141 200H143V199H141ZM250 200V199H249ZM249 200H247V201H249ZM120 201V200H119ZM146 200H144V202H145ZM153 201V200H152ZM153 201V202H154ZM247 201H245L246 203H248ZM252 201V200H251ZM37 201H35V203H36ZM141 202V201H140ZM244 202V203H245ZM42 203H44V202H42ZM143 203V202H142ZM189 203V202H188ZM189 203V204H190ZM213 204V206H214V204L216 205L214 208H212V207H210V206H208L209 204ZM230 203H234L232 206L230 205ZM146 204V203H145ZM144 204V205H145ZM160 204V203H159ZM184 204L185 205H188V206H186L187 207V209L186 208H184L185 206H184ZM250 204V201H249V203H248V205ZM45 205V204H44ZM43 205V206H44ZM220 206V208H217V206ZM245 205V204H244ZM253 205V204H252ZM142 206V205H141ZM225 206V205H224ZM40 207V206H39ZM60 207V206H59ZM195 207V208H194ZM208 207H210V210H211V212H210V210H208L209 208ZM239 208H238V211H239V209H240V206H238ZM38 208V207H37ZM55 209L57 208V206L56 207H54ZM223 208V207H222ZM234 210H233V209ZM242 208V207H241ZM58 209V208H57ZM56 209V210H57ZM225 209V207L223 208V210ZM38 210H39V208H38ZM60 210V209H59ZM195 210V211H194ZM198 210V211H197ZM213 210V211H212ZM217 210H219V211H217ZM227 210V209H226ZM225 210V211H226ZM228 210H229V208H228ZM227 210V211H228ZM233 210V211H232ZM44 211H45V209H44ZM203 211V212H202ZM224 211V212H225ZM195 212V213H196ZM202 212V213H201ZM205 212V213H206ZM218 212V213H217ZM241 212V211H240ZM209 213H207V214H209ZM231 213V214H232ZM235 213V212H234ZM40 214V213H39ZM58 214V213H57ZM173 214H174V212H173ZM186 214V213H185ZM190 214V213H189ZM198 214V215H199ZM207 214H206V217H207ZM216 214H214V216H211V217H207L208 219H210L211 220V218L213 217V218H216V220H217V215ZM230 214V215H231ZM41 215H42V213H41ZM187 215V214H186ZM235 215V214H234ZM234 215H233V218H234ZM46 216V215H45ZM170 216H172V215H169V217ZM174 216V215H173ZM193 216V215H192ZM223 216V215H222ZM221 216V217H222ZM239 216V215H238ZM168 217V218H169ZM196 217H198L197 215H196ZM206 217H205V219H206ZM221 217H218V218H221ZM235 217H237V215L235 216ZM240 217V216H239ZM172 218V217H171ZM199 218H201V216L199 217ZM198 218V219H199ZM212 218V219H213ZM232 218V223H235V224H237L236 225V227H237V229H239V230H241V231H239V233H240V235H242L241 233L242 232H244L243 231V229L242 228H240V227H242V226H240L241 224L240 223H242L239 219V222H233V220L234 219H236V218H234L233 219ZM195 219H197V218H195ZM47 220V219H46ZM49 220H50V217H49ZM209 220V221H210ZM215 220V221H216ZM222 220H223V218H222ZM242 220V219H241ZM52 221V220H51ZM178 221V220H177ZM202 220H200V222H201ZM203 221L205 222V220L203 219ZM213 221H214V219H213ZM52 222H54V221H52ZM217 222V224H218V220L216 221ZM223 222H224V220H223ZM40 223H42V222H40ZM203 223V222H202ZM206 223V222H205ZM205 223H203V224H205ZM212 223V222H211ZM220 223H222V222H220ZM219 223V224H220ZM225 223V222H224ZM227 223H229V222H227ZM231 223V222H230ZM36 224V223H35ZM38 224V223H37ZM53 224V223H52ZM207 224V223H206ZM205 224V225H206ZM210 224V223H209ZM208 224V225H209ZM212 224H214V222L212 223ZM238 224H240L239 226H238ZM223 225V224H222ZM232 225L233 224H229V229H227V228H224V230L226 231V230H229L230 231V234L231 235H233L235 232H233L232 231V229H231V227H232ZM244 225V224H243ZM212 226H214V225H212ZM211 226V227H212ZM223 227H225L224 225H223ZM239 227V228H238ZM245 227V226H244ZM36 230H37V228H36ZM40 230V229H39ZM203 231L201 230L199 233L200 234H204V233H202ZM206 234V233H205ZM204 234V236H206V237H208V242L207 243H200V241H197V240H185V239H180V237H176L177 239H175V241H173V239H172V242H174V245L175 246H179V247H184V248H186V249H188L189 251H193V252H195V254L197 253V255H201V256H203V257H205V255H209V257L210 258H212V260H214L215 259V262H217V264H259V261L261 260V259H263L262 261H263V263H264V258L262 257H260L259 258V256H256V257H258V258H256V257H252V258H250L249 257V255L247 256L246 254H245V252L243 253V248L241 249V250H243V251H241V250H239L240 248H241V245L240 244H242V243H240V242H243L244 243V241H241V240H245V235L243 236V238L241 237V236H238L240 239H238V238H236V233L234 234V235H236L235 237H233L232 239H234V244H233V242H231L232 241V239H228V241L227 242H224V240L223 239H220L219 241H220V243H218V244H216V243H214V242H211V239H212V236H213V234L212 233H210V232H208L206 235ZM230 234H229V237H230ZM39 235V234H38ZM228 235V234H227ZM248 236V235H247ZM40 237H41V235H40ZM258 237V236H257ZM242 238V239H241ZM197 239V238H196ZM234 245V246H236V245H240L239 247L240 248H238L237 246L236 247H234L230 242ZM169 242H171L170 240H169ZM171 244V243H170ZM173 245V246H174ZM30 245L28 244L27 245V247H29ZM259 246H260V244H259ZM9 247L10 246H8L7 248H8V250H9ZM11 247H13V246H11ZM10 247V250L11 249H13V248H11ZM237 249V251L235 250V249ZM263 248V247H262ZM239 250V251H238ZM5 251H7V250H5ZM2 252V251H1ZM0 252V264H14V262L15 261H19V264H22V260L24 259V256L27 254V250L26 249H23V252L21 253V255H19V259H17V260H13V257H15V256H13V257H11V259L10 258H8V257H10V255L8 254V253H10V252H6L5 253V256L6 257H3L4 256V253H1ZM194 254V253H193ZM7 255H9V256H7ZM231 255H233L232 257H231ZM202 257V258H203ZM17 258V257H16ZM214 258V259H213ZM260 259V260H259ZM30 261V260H29ZM261 262V261H260ZM29 264H30V262H29ZM261 264H262V262H261Z\"/></svg>",
	"mask_w": 264,
	"mask_h": 264
}]
</instances>
